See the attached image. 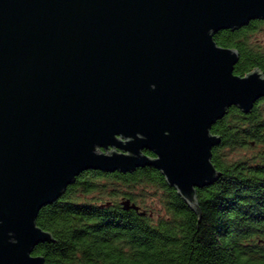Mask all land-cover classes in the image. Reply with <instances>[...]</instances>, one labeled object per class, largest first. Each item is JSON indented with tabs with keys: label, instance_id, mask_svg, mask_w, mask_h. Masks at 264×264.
I'll return each instance as SVG.
<instances>
[{
	"label": "water",
	"instance_id": "water-1",
	"mask_svg": "<svg viewBox=\"0 0 264 264\" xmlns=\"http://www.w3.org/2000/svg\"><path fill=\"white\" fill-rule=\"evenodd\" d=\"M256 18L264 0H0V264H45L37 214L84 170L153 166L197 209L212 125L264 97L213 35Z\"/></svg>",
	"mask_w": 264,
	"mask_h": 264
},
{
	"label": "trees",
	"instance_id": "trees-1",
	"mask_svg": "<svg viewBox=\"0 0 264 264\" xmlns=\"http://www.w3.org/2000/svg\"><path fill=\"white\" fill-rule=\"evenodd\" d=\"M263 23L251 19L213 35L219 45L238 51L235 74L253 68L264 73V49L251 41ZM210 131L221 138L211 151L220 175L196 189L197 209L153 166L84 170L39 210L36 224L52 240L40 242L33 254L43 255L45 264H264V97L249 112L231 105ZM239 147L255 150L232 160L226 151ZM148 186L165 192V215L153 219L120 205L128 198L147 210L142 202Z\"/></svg>",
	"mask_w": 264,
	"mask_h": 264
},
{
	"label": "rangeland",
	"instance_id": "rangeland-1",
	"mask_svg": "<svg viewBox=\"0 0 264 264\" xmlns=\"http://www.w3.org/2000/svg\"><path fill=\"white\" fill-rule=\"evenodd\" d=\"M251 41H255L264 49V23L259 30L251 34ZM254 150L255 149L253 147H239L227 150L226 153H228L229 157L233 160L240 159L246 155H251ZM143 192L144 195H146L144 196V202H142L144 207L147 209H144L145 213H147L153 219L165 215L163 203L161 202V198L165 196V192L161 188H154V186H148L147 190ZM95 193L92 195H87V198L91 199L92 196H95ZM142 196L138 197L142 198Z\"/></svg>",
	"mask_w": 264,
	"mask_h": 264
},
{
	"label": "flooded vegetation",
	"instance_id": "flooded-vegetation-1",
	"mask_svg": "<svg viewBox=\"0 0 264 264\" xmlns=\"http://www.w3.org/2000/svg\"><path fill=\"white\" fill-rule=\"evenodd\" d=\"M146 152H148V151H145V153H146ZM151 154H152V153L149 152V155H151ZM32 254H33V252H32ZM33 255H34V254H33Z\"/></svg>",
	"mask_w": 264,
	"mask_h": 264
}]
</instances>
